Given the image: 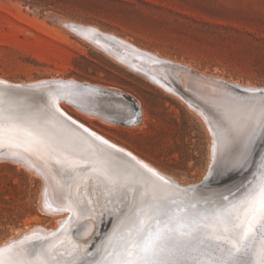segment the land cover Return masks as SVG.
<instances>
[{"label":"bare ground","instance_id":"1","mask_svg":"<svg viewBox=\"0 0 264 264\" xmlns=\"http://www.w3.org/2000/svg\"><path fill=\"white\" fill-rule=\"evenodd\" d=\"M81 25L77 27L82 35L94 36L97 45L113 59H120L129 70L152 80L155 86L181 101L199 120L196 121L203 125L209 137L208 163L210 160L213 164L220 161L244 163L246 160L245 167L256 163L260 143L251 146L264 125V94L255 92L264 90V86L221 79V92L226 89L240 94L217 96L208 88L214 87L212 83L198 85L196 96L215 107L220 113L218 122L204 104L170 82L169 72L186 83L182 69L187 68L185 71L191 73L193 67L189 64L187 67L171 57H160L155 50L154 53L144 50L95 25ZM193 71L196 70L193 68ZM93 89L98 88L61 76L19 82L0 76V128L3 130L0 161L18 164L40 178L38 206L41 213L55 219L54 226L48 228L39 223L26 226L19 233L17 231V235L1 242L0 264H232L235 260L241 264H261L264 260L260 252L264 248V209L260 207V193L264 189V154L257 165L259 171L253 172L257 176L242 192L215 205L194 204L189 197L192 186L181 184L66 111L63 104L106 122H117L97 110L98 100ZM99 91L105 92L102 88ZM243 96L248 98L243 99ZM135 106L136 112H140L142 107ZM205 171L210 173V167ZM180 197L183 199L177 201ZM118 205H121L120 210ZM109 210H112V218L108 223H100L103 211L109 213ZM80 224L79 236L73 235L72 227ZM249 224L252 231L242 239ZM258 228L260 235L257 237L255 230ZM98 230L100 237L93 244V250L87 252L90 239ZM35 239L41 241L33 243ZM149 239L155 242L156 248L145 254L142 249ZM238 242L240 251L236 252L233 245Z\"/></svg>","mask_w":264,"mask_h":264},{"label":"rangeland","instance_id":"2","mask_svg":"<svg viewBox=\"0 0 264 264\" xmlns=\"http://www.w3.org/2000/svg\"><path fill=\"white\" fill-rule=\"evenodd\" d=\"M61 19H66L65 25ZM81 23V26L95 25L113 32L144 50L157 51L155 54L159 53L160 57H171L176 63L193 67L197 72L193 68L191 73L185 71L187 68L182 69L186 83L169 72L170 82L204 104L218 121L220 113L215 107L196 96L197 86L212 83L215 88H208L217 96L240 94L226 89L221 92V79L264 86V0H0V76L18 82L61 76L95 85L97 110L117 122H106L63 104L66 111L181 184L192 186L189 197L194 204L215 205L226 201L251 183L264 154V125L252 140L251 148L260 143L259 153L255 149L256 165L253 162L249 168L245 167L246 160L244 163L220 161L213 164L211 160L208 163L209 137L198 119L152 80L148 79L150 83L143 75L123 66L120 59H113L97 45L94 36L82 35L77 27ZM101 88L105 92L101 93ZM258 92L264 94V90L255 93ZM135 105L142 107V112H136ZM208 166L210 173L205 171L209 170ZM23 169L13 162L0 161V243L26 226L39 223L49 228L55 225V219L41 213L39 207L40 178ZM111 212L103 211L100 223H108ZM80 227L81 224L72 227L73 235L79 236ZM99 237L98 230L93 240L90 239L87 252L93 250ZM38 241L41 239L35 242Z\"/></svg>","mask_w":264,"mask_h":264},{"label":"snow or ice","instance_id":"3","mask_svg":"<svg viewBox=\"0 0 264 264\" xmlns=\"http://www.w3.org/2000/svg\"><path fill=\"white\" fill-rule=\"evenodd\" d=\"M2 132H3V130H2V128H0V143H2ZM260 195H261L260 207H261V209H264V189H261ZM262 218H264V213H262ZM225 231H227V229H225ZM251 231H252V225L249 224L248 227L243 232L242 239L247 238L249 232H251ZM233 247H234L236 252L240 251V243L239 242L234 244ZM155 248H156L155 242L152 239H149V240L145 241V244H144L142 250L145 254H147L150 251H154ZM260 252H261V255L264 256V248H262L260 250ZM232 264H241V262L239 260H235L232 262ZM261 264H264V260H262Z\"/></svg>","mask_w":264,"mask_h":264},{"label":"water","instance_id":"4","mask_svg":"<svg viewBox=\"0 0 264 264\" xmlns=\"http://www.w3.org/2000/svg\"><path fill=\"white\" fill-rule=\"evenodd\" d=\"M63 118H64L67 122H69L70 124L74 125L75 127H78V128H80V129H82L80 126H78L77 124H75L74 122H72L70 119L66 118L65 116H63ZM263 172H264V171H263ZM255 233L257 234V237L260 235L259 228L255 230ZM256 239H257V238H256ZM37 240H38V239L33 240V243H34L35 241H37ZM35 243H36V242H35ZM14 249H16V248H14Z\"/></svg>","mask_w":264,"mask_h":264}]
</instances>
